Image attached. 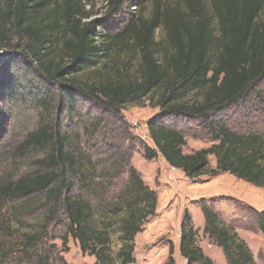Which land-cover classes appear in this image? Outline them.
Segmentation results:
<instances>
[{
  "label": "trees",
  "instance_id": "trees-1",
  "mask_svg": "<svg viewBox=\"0 0 264 264\" xmlns=\"http://www.w3.org/2000/svg\"><path fill=\"white\" fill-rule=\"evenodd\" d=\"M101 1L124 12L136 10L139 0ZM139 3L151 7L150 16L144 17L142 5L122 29L111 33L89 20V0H0V264L17 255L20 263L46 264L42 242L60 208L68 222L62 242L71 236L82 253L95 257L94 264H115L107 251L114 223L93 225L89 195L94 182L81 171L76 153L75 141L82 134L64 125L80 97L97 109L85 133L89 145L108 147L120 167L131 157L122 148L135 145L146 160L161 155L187 177L226 172L264 188V129L257 128L264 127V0ZM159 27L164 30L161 41L155 36ZM125 47L139 54L134 78L91 82L78 77ZM147 97L159 108L147 122L152 146L129 133L102 129V113L120 115L126 103ZM32 112L35 126H23L22 115ZM187 137L210 146L185 154ZM209 155L215 157V168H208ZM29 157L34 159L31 171H23ZM129 177L111 208L123 211L115 228L122 242L120 264L134 263V236L156 208L155 192L135 168L129 167ZM198 204L203 232L228 263L255 264L244 239L221 221L213 203ZM40 206H48L44 223L18 232L15 222L22 224ZM252 211L264 235V211ZM180 234L178 250L186 264H212L196 245L187 210ZM172 252L170 246L165 264H174Z\"/></svg>",
  "mask_w": 264,
  "mask_h": 264
},
{
  "label": "rangeland",
  "instance_id": "rangeland-1",
  "mask_svg": "<svg viewBox=\"0 0 264 264\" xmlns=\"http://www.w3.org/2000/svg\"><path fill=\"white\" fill-rule=\"evenodd\" d=\"M134 7L124 8V12H114L104 7L101 0H89L91 15L89 20H95V24H103L105 28L113 33L122 29L123 26L140 11L143 5V15L148 18L151 7L148 4H140ZM133 4V3H132ZM142 9V8H141ZM164 30L159 27L156 38L161 41ZM4 53H7L4 51ZM139 54L133 47L120 48L104 60L94 69L87 70L78 75L83 80L91 82L102 81L109 78L130 79L137 74ZM76 111L64 117V125L69 124V129H79L82 136L75 141L76 153L83 163L82 172L86 173L88 182L93 183V191L89 199L94 207V227L99 228L102 222L110 220L114 223L113 229L108 233L111 235L110 245L107 248L115 264H120L118 253L122 244L115 228L119 224L118 218L122 212L111 211L115 196L120 193L130 181L129 167L137 170L141 182H144L156 194V208L154 216H148L140 225V229L134 236V263L132 264H165L169 257V247H173L171 254L174 264H186V260L180 255L178 246L180 241V227L185 210L192 220V227L196 230V245L201 249L204 256L209 258L212 264H229L222 249L203 232L204 218L199 209L198 202L204 200L212 202L214 211L221 221L233 226V230L239 237L244 239L249 248L255 264H264V235L258 228V222L252 210L264 211V188L255 187L243 180L226 173L220 172L213 176L200 175L195 178L187 177L180 169L170 167L161 155L152 160L143 157V150L135 145L124 149V154L130 153L128 165L119 166L118 159L109 157L108 147L89 145L87 135L90 114L97 109L94 103L85 97L78 99ZM104 112V111H103ZM159 112L155 105V99L147 97L139 103H126L120 115L104 112L102 129H113L119 134L129 133L135 138L144 140L152 146L147 122ZM24 115V116H23ZM22 115L23 126L30 125L33 128L36 115L32 112ZM71 120L70 122L68 120ZM257 128H262L260 124ZM115 146V145H114ZM209 142L186 138V144L182 151L185 154L196 150L207 148ZM30 158V159H29ZM22 170L31 171L33 157H29ZM121 157V161H123ZM216 160L213 155L208 156V168H215ZM97 182V183H95ZM48 208V206H47ZM46 207L40 206L35 214L18 225V232H29V225L44 223ZM67 219L63 209L58 213L49 225L46 238L42 242V253L47 256L46 264H94L95 257L88 253H82L78 244L67 236V241L62 242L67 235ZM17 256L6 261L4 264H28ZM193 264H202L199 261Z\"/></svg>",
  "mask_w": 264,
  "mask_h": 264
}]
</instances>
